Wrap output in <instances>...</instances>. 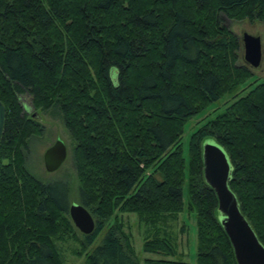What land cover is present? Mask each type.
I'll return each instance as SVG.
<instances>
[{
	"label": "trees",
	"instance_id": "1",
	"mask_svg": "<svg viewBox=\"0 0 264 264\" xmlns=\"http://www.w3.org/2000/svg\"><path fill=\"white\" fill-rule=\"evenodd\" d=\"M219 14L264 22V0H0V264H63L55 242L76 239L70 179L41 182L25 166L42 126L23 97L33 109L56 108L74 142L78 203L95 222L80 233L82 246L116 205L152 223L181 211L186 174L195 264H236L202 175L201 144L210 139L264 247V79L194 130L186 165L179 142L187 119L252 78ZM152 236L145 251L174 254L166 236ZM122 239L118 225L108 227L85 264H138Z\"/></svg>",
	"mask_w": 264,
	"mask_h": 264
},
{
	"label": "rangeland",
	"instance_id": "2",
	"mask_svg": "<svg viewBox=\"0 0 264 264\" xmlns=\"http://www.w3.org/2000/svg\"><path fill=\"white\" fill-rule=\"evenodd\" d=\"M219 21L236 37L238 41L237 63L245 65L251 72L252 78L246 84L239 85L230 92L222 94L216 101L210 103L200 113L191 116L183 124V131L180 135L179 142L181 145L182 156L184 163H187V143L189 136L203 125L207 120L215 117L233 102L237 97L243 95L250 86L264 79V22L248 21L246 19L234 20L219 14ZM220 31V30H219ZM247 32L252 35H257L261 41V60L257 67H250L243 61V49L241 43V34ZM23 109L27 113H35L36 121L42 126L40 136L29 139L27 150L25 152V166L27 170L39 181L47 182L55 178L67 176L71 181V188L68 196L69 203H78L77 197V181L72 164V148L74 142L69 133L63 126L59 111L51 107L45 111L33 109L30 105L28 97L21 99ZM56 139H60L65 147V158L60 166L54 171L45 170L42 162L43 151L51 145ZM206 142L204 140L201 146ZM151 170L145 171L149 173ZM182 203L181 211L174 215H166L162 220L150 222L144 219L146 216L139 215L133 211L122 209L116 205L109 215L104 219V224L100 231L96 234L91 245L84 247L78 241L80 232L74 227L76 239L73 237H65V239H57L55 242L58 253L63 261V264H85L86 252L94 247L108 227L113 224L118 225L124 239V243L131 249L132 255L136 258L138 264H157V260H179L187 264H195L196 253V229H195V211L188 208L186 174L182 184ZM154 220V219H153ZM166 236L174 247L173 255H165L161 252L145 251L143 245L147 240L151 239L154 234ZM122 239V240H123Z\"/></svg>",
	"mask_w": 264,
	"mask_h": 264
},
{
	"label": "water",
	"instance_id": "3",
	"mask_svg": "<svg viewBox=\"0 0 264 264\" xmlns=\"http://www.w3.org/2000/svg\"><path fill=\"white\" fill-rule=\"evenodd\" d=\"M243 61L257 67L261 60L259 36L247 32L241 34ZM5 110L0 102V140ZM65 158V147L56 139L42 154L45 170L54 171ZM202 175L205 183L214 191L217 201V219L230 243L236 264H264V247L257 239L248 221L241 214L235 195L229 188L231 166L223 149L213 140L201 146ZM67 214L74 227L82 234L93 231L95 222L80 203L71 202Z\"/></svg>",
	"mask_w": 264,
	"mask_h": 264
}]
</instances>
